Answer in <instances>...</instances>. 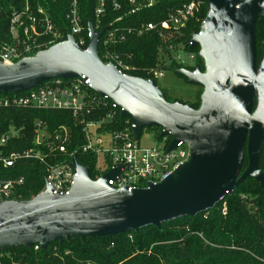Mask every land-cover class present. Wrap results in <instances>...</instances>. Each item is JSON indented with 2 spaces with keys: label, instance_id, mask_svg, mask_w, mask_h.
Returning a JSON list of instances; mask_svg holds the SVG:
<instances>
[{
  "label": "water",
  "instance_id": "obj_1",
  "mask_svg": "<svg viewBox=\"0 0 264 264\" xmlns=\"http://www.w3.org/2000/svg\"><path fill=\"white\" fill-rule=\"evenodd\" d=\"M264 0H208L199 46L205 70L176 69L193 85L203 86L198 109L182 100L169 101L156 79L125 75L99 56L94 32L86 50L70 36L12 65L0 61V93H17L53 79H90L92 89L112 98L131 115L135 135L161 127L171 134L169 150L179 141L190 145L189 157L148 187L115 190L112 173L94 181L88 167L74 159L78 176L68 193L46 191L27 200H0V251L9 246L41 248L72 236L100 237L161 227L186 216L208 212L239 183L254 178L264 188L259 165L264 142V42L258 61L257 21ZM248 165L243 170L244 156ZM0 264H2L0 262Z\"/></svg>",
  "mask_w": 264,
  "mask_h": 264
},
{
  "label": "trees",
  "instance_id": "obj_2",
  "mask_svg": "<svg viewBox=\"0 0 264 264\" xmlns=\"http://www.w3.org/2000/svg\"><path fill=\"white\" fill-rule=\"evenodd\" d=\"M71 1L0 0V42L12 41L9 29L12 13L24 10L26 6L33 11L39 6L42 7L54 26L66 38L70 32L67 13ZM147 1L135 0L132 3L129 0H119V9H115L111 2L107 3L98 28L106 24L111 25L100 40V54H103V39L107 33L117 30V33L124 35V39L112 42L111 49L120 54L125 62L137 67V70L130 72L132 75L154 78L150 69L158 65L161 49L170 59V63L166 67L158 66L157 70L161 68L176 70L181 66L172 58L173 49L169 48V45L181 46L188 52L199 51V46H190L188 39L194 32L199 31L206 16L208 0H201L199 11L190 17L183 27L173 30L166 40L157 30H149L142 34L129 30L139 28L143 23H159L165 20L170 12L191 0H153L150 6L147 5ZM97 4V0H78L85 35L90 22L95 26L98 24L95 16ZM256 36L258 61H260L263 54L260 43L264 42V14L257 21ZM201 63L203 66V62ZM187 68L195 69L193 66ZM202 70H205L204 66ZM54 80L55 78L50 79L45 84ZM24 92L26 91L0 93V98L19 96ZM168 100L174 102L179 99L168 98ZM183 102L190 103L197 109L196 102ZM131 118V115H127L122 121ZM37 121L46 124L49 131L60 125H66L72 133L70 150L78 149L84 143L81 125L70 111L10 104L0 106V137L11 127L20 129V133L0 149L24 151L33 147ZM145 129L152 130L158 138H161V127L153 126ZM78 160L90 169L92 177L97 175L96 156L79 152ZM247 165L248 158L245 154L243 170ZM259 165L264 172V142L260 147ZM45 174L46 166L36 159H21L12 167H4L0 162V178H24V184L18 188L22 200L31 199L42 190ZM247 184L253 187L251 192H248ZM224 201H227L225 213ZM37 244L30 247L14 245L3 248L0 251V262L2 264H264V188L254 178L248 177L208 212L166 222L160 228L147 226L138 231L100 237L87 236L83 239L72 236L62 242L54 241L45 248L36 249Z\"/></svg>",
  "mask_w": 264,
  "mask_h": 264
},
{
  "label": "built area",
  "instance_id": "obj_3",
  "mask_svg": "<svg viewBox=\"0 0 264 264\" xmlns=\"http://www.w3.org/2000/svg\"><path fill=\"white\" fill-rule=\"evenodd\" d=\"M129 1L135 2V0ZM97 2L95 16L98 24L97 26L92 22L90 24L93 25L94 32L100 31L103 27H106L108 31L111 24L98 28L100 18L105 14L108 2H111L115 9L120 8V2L119 0H97ZM201 3V0H191L170 12L165 20L159 23H143L139 28L130 29L129 32L142 34L149 30H157L166 40L169 32L183 27L187 20L199 11ZM152 4L153 0L147 1L148 6ZM67 18L70 22V32L64 38L63 33L54 26L42 7L39 6L36 11H33L26 6L24 10L14 11L9 27L12 41L0 42V61L6 65H12L23 57L35 56L39 51L66 41L70 36L75 38L81 49L86 50L94 32L90 31L88 26L87 34H83L78 0L71 1ZM194 33H200V29ZM123 39L124 35L117 33V30L109 31L103 39L102 55L99 40V56L105 64L113 63L125 75L134 76L130 72L137 70V67L125 62L120 54L111 49L112 42ZM188 43L193 46L192 36L188 39ZM168 47L174 49L173 45ZM188 53L189 59L193 60L194 53ZM152 73L154 78L148 79L157 78V70ZM25 91L19 96L1 97L0 106L12 104L30 108L68 110L79 121L84 135V143L78 149L70 150L72 133L66 125H60L53 131H49L46 124L37 121L33 147L24 151L0 149V162L4 167H12L21 159H36L46 166L44 186L39 193L46 191L49 187L54 193L71 191L79 174L74 159L76 158L80 165L85 166L78 160L79 152L96 156L97 175L95 177L91 175L94 181L105 174L112 173L113 175L107 181L110 187L115 190L126 188L129 191L160 182L165 175L173 171L177 164L189 157V143L179 141L175 148L169 150L173 137L171 134H161L162 130L161 138L152 131L156 140L153 146H142L140 138L145 128L142 129L139 137H136L134 130L136 125L133 119L122 121L127 116H122L123 108L112 98L94 91L89 78L84 76L67 80L55 78L52 82L46 84L44 82ZM19 133L20 129L11 127L0 137V147L6 146L10 140L18 137ZM24 182L23 177L0 178V200H22L18 188ZM223 212L225 213V208ZM39 247V243L35 245L36 249Z\"/></svg>",
  "mask_w": 264,
  "mask_h": 264
},
{
  "label": "rangeland",
  "instance_id": "obj_4",
  "mask_svg": "<svg viewBox=\"0 0 264 264\" xmlns=\"http://www.w3.org/2000/svg\"><path fill=\"white\" fill-rule=\"evenodd\" d=\"M172 31L169 33L171 34ZM170 34L168 35V37L171 36ZM262 44L263 43H260V49L263 50ZM193 53L195 57L193 60H190L188 57L189 56L188 51H185L181 46L175 45L174 49L172 50V55H173L172 58L176 60L177 65L179 66L181 65L179 68H183V67L187 68L189 66H193L195 67V69L197 67H201L202 69V67L204 66L205 69L204 59L199 56V51ZM158 58H159L158 60L159 63L156 66V68H158V66L161 67L169 66L170 59L167 58V55L164 52V50L162 49L160 50ZM201 62H203V66ZM156 68L150 69V73H152L154 70H157ZM155 79L157 81V86L161 90L163 96L169 99L177 98L182 101H189V102L194 101L196 102L197 109L200 107L202 103L201 94L204 92L203 86L190 84L187 78L180 77L175 73V70H170L167 68L158 69L157 78ZM140 143L142 146H153L156 143L152 130H148V129L143 130L142 136L140 138ZM246 188L248 189V192H251L253 189V187L250 186L249 184L246 185ZM223 207L224 208L227 207V201H224Z\"/></svg>",
  "mask_w": 264,
  "mask_h": 264
},
{
  "label": "crops",
  "instance_id": "obj_5",
  "mask_svg": "<svg viewBox=\"0 0 264 264\" xmlns=\"http://www.w3.org/2000/svg\"><path fill=\"white\" fill-rule=\"evenodd\" d=\"M167 98V97H166ZM168 99V98H167Z\"/></svg>",
  "mask_w": 264,
  "mask_h": 264
}]
</instances>
